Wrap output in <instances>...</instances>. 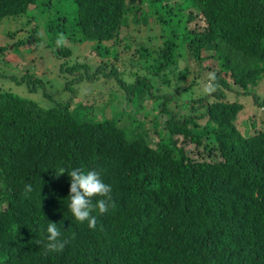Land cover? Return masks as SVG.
I'll return each instance as SVG.
<instances>
[{
	"label": "trees",
	"instance_id": "16d2710c",
	"mask_svg": "<svg viewBox=\"0 0 264 264\" xmlns=\"http://www.w3.org/2000/svg\"><path fill=\"white\" fill-rule=\"evenodd\" d=\"M66 2L0 0V23L31 10L42 18L0 43V63L24 72L16 49L43 45L65 72L71 43L86 54L68 64L61 95L27 73L17 81L41 102L0 90V264H264V0H70L76 20L64 27L48 15ZM151 18L161 35L128 41L138 58L120 69L121 29ZM190 58L195 66L180 65ZM5 70L0 78L17 79ZM91 80L112 97L119 87L120 112L81 99ZM249 102L246 131L238 119ZM59 167L98 171L112 185L95 229L68 208ZM50 222L69 240L63 251L39 243Z\"/></svg>",
	"mask_w": 264,
	"mask_h": 264
},
{
	"label": "rangeland",
	"instance_id": "374dc122",
	"mask_svg": "<svg viewBox=\"0 0 264 264\" xmlns=\"http://www.w3.org/2000/svg\"><path fill=\"white\" fill-rule=\"evenodd\" d=\"M147 3V1H146ZM53 11L49 13L48 16H54V14H57L58 16H63L65 19L58 20L60 22V25L64 27H71L76 19H73V16H75L76 9L74 5H71L70 0L63 4L62 6L59 5H53L52 4ZM54 13V14H53ZM47 19V17L45 18ZM151 18L150 23L146 27H136L134 25L123 27L121 29V41L120 46L118 47L119 50V59L116 60V64L120 69H124L127 67V61L132 60V58H138V56H135L134 50L130 52H126L124 50L126 44L131 39H143L150 35H161L162 29L160 26V23L152 20ZM42 20L41 17L37 18L36 11L31 10L27 17L18 18L15 21L8 22V23H0V43L8 42L10 40H13L12 37L17 40L18 38H24L30 35L34 28L37 27V23ZM199 23H203L204 21L200 18H198ZM7 27V29H6ZM57 27V26H56ZM14 31L16 30V34L11 36L8 35L7 30ZM45 31V28H43V32ZM158 41H161L159 38ZM71 48L74 50L71 56L68 55L66 57L68 64H73L78 62H83V59L85 58L86 54L84 50H81L77 48L78 45L75 43L70 44ZM16 56H21L25 59L24 61V72L21 71L22 67L18 63H0V70L8 71L11 73V75L16 76V80L12 79V76H6L0 78V90H12L21 96L24 97H30L37 99L39 102L42 101L43 97H41V94L32 93L30 90H28V87L26 84H22L21 82L17 81L19 78H21L24 74H29L30 76L33 74L40 75L43 77L44 83L46 86H50V84L53 85V90L56 92V94L61 95L63 93V88H61L64 84V79L66 80L67 77H69V71H67V67L69 65L65 63L64 70L65 72H62L61 69V61L59 57L55 54L54 51H52L50 48H45L43 45L42 47H38L36 49L30 47V46H24L21 49H16L15 51ZM133 56V57H132ZM189 60L181 59L180 65L184 67L185 65H191L195 66V59ZM64 62L66 60L64 59ZM54 82H52V81ZM96 80H91L90 82H87L84 87L79 89V96L81 99L87 98V100H91L92 104L99 108L100 110H104L107 112L109 116L115 115L118 112L121 111L122 106L125 104V101L123 98H125L124 93L117 88L118 91L113 92V97L111 96L109 90V87H102L96 84ZM103 85H109L108 83L102 82ZM81 87V85H80ZM112 91V90H111ZM68 94V92L64 91V95ZM190 92L186 91H179L176 92L177 100L180 99L182 102L187 101V97L190 96ZM117 95V96H116ZM114 98V99H113ZM121 99V100H120ZM45 102V101H44ZM138 101H135V105ZM47 104V101L45 102ZM248 108H245L239 115L238 123L241 126L242 129L248 130V126L250 124V116L251 113H253V109L250 107H254L251 102L247 104ZM259 114L261 116H264V109L259 108ZM260 121V117L259 120ZM118 122L122 126H128L129 120L126 119V117H118ZM261 123V122H260ZM263 124V123H262ZM260 126V125H259Z\"/></svg>",
	"mask_w": 264,
	"mask_h": 264
},
{
	"label": "clouds",
	"instance_id": "9594fccd",
	"mask_svg": "<svg viewBox=\"0 0 264 264\" xmlns=\"http://www.w3.org/2000/svg\"><path fill=\"white\" fill-rule=\"evenodd\" d=\"M68 173L70 177V203L68 208L79 223L87 222L89 228H96V216L93 215L97 210L99 213H106L112 202V185L106 183L101 173L95 170H81L80 168H72L70 171L65 167L55 169V175ZM32 186L29 184L25 188V192H31ZM49 233L46 241H41L47 251L60 252L63 251L69 240L64 237L57 223L50 222L47 226ZM73 239L75 234H73Z\"/></svg>",
	"mask_w": 264,
	"mask_h": 264
}]
</instances>
